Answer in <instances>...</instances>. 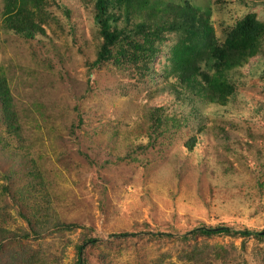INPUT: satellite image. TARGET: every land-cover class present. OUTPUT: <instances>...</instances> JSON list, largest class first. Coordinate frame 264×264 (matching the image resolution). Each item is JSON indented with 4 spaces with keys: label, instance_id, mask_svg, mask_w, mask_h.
I'll list each match as a JSON object with an SVG mask.
<instances>
[{
    "label": "rangeland",
    "instance_id": "rangeland-1",
    "mask_svg": "<svg viewBox=\"0 0 264 264\" xmlns=\"http://www.w3.org/2000/svg\"><path fill=\"white\" fill-rule=\"evenodd\" d=\"M185 1L210 13L218 43L248 13L264 23V0L150 3ZM56 2L30 40L0 14V77L19 126L8 130L0 104V264H73L85 237L96 239L87 264H264V38L230 72L227 103H208L173 87L175 34L148 68L91 66L93 0ZM158 106L170 120L151 134ZM201 224L251 233L182 237Z\"/></svg>",
    "mask_w": 264,
    "mask_h": 264
},
{
    "label": "trees",
    "instance_id": "trees-1",
    "mask_svg": "<svg viewBox=\"0 0 264 264\" xmlns=\"http://www.w3.org/2000/svg\"><path fill=\"white\" fill-rule=\"evenodd\" d=\"M54 5H57L56 0H4L0 12L3 27L30 40L37 33L45 32L43 10ZM138 17L139 21L132 22ZM93 18L101 42L91 66L114 60L120 64L134 65L141 61V66L137 68H148L147 63L160 52L166 35L175 34L176 42L167 57L173 87L184 95L195 94L205 102L221 105H225L235 92L230 72L258 53L264 38V23L256 20L253 13H248L227 32L223 42L218 43L210 23V13L191 1L152 6L150 0H93ZM120 20H124L123 26L117 24ZM0 104L8 130L16 133L19 126L13 109V96L3 75L0 77ZM169 116L163 113L162 107L151 109L148 117L150 133H162L170 120ZM171 121L174 124V119ZM33 215L34 212L31 213ZM27 221L32 233L37 236L39 231L36 226L32 225L30 219ZM61 226L71 229L77 224ZM250 233L251 230L246 228L236 231L223 224H201L184 232L182 237L248 236ZM130 234L122 232L117 236ZM95 240L85 237L76 245L73 264H87L86 246Z\"/></svg>",
    "mask_w": 264,
    "mask_h": 264
}]
</instances>
